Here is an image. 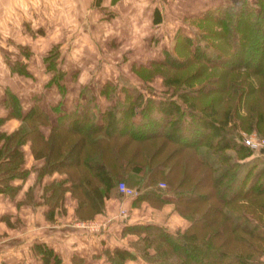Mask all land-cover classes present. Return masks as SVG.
I'll return each instance as SVG.
<instances>
[{"label": "trees", "instance_id": "16d2710c", "mask_svg": "<svg viewBox=\"0 0 264 264\" xmlns=\"http://www.w3.org/2000/svg\"><path fill=\"white\" fill-rule=\"evenodd\" d=\"M185 21L193 33L178 28L163 56L133 62L138 85L103 82L99 90L112 100L103 109L90 95L69 109L54 105L59 114L52 123L38 98L24 108L7 86L0 125L10 117L21 123L0 128V192L15 195L12 180L25 175L22 147L30 142L34 156L45 159L41 174H66L45 188L58 196L70 190L79 218L102 211L124 180L155 204L172 200L189 219L175 231L155 223L125 226L139 235L135 251L105 248L111 264L139 256L149 264H264V152L257 148L245 161L253 150L242 135L251 129L264 135V0H225ZM44 60L54 72L49 82L64 93L59 48ZM12 71L31 75L20 60ZM157 75L164 91L157 92ZM43 125L51 127L48 136ZM162 180L166 187L158 185ZM35 250L42 264H64L44 243ZM72 259L85 264L77 254Z\"/></svg>", "mask_w": 264, "mask_h": 264}, {"label": "crops", "instance_id": "0c3cea01", "mask_svg": "<svg viewBox=\"0 0 264 264\" xmlns=\"http://www.w3.org/2000/svg\"><path fill=\"white\" fill-rule=\"evenodd\" d=\"M222 2L224 0H0V116L7 113L3 105L7 86L19 95L24 108L38 98L52 123L59 114L52 109L54 105L69 109L90 95L95 96L98 108L103 109L112 100L99 90L104 81L91 80L89 70L80 69L73 79L74 74L69 77L68 69L61 66L66 71L61 80L64 93L56 83L49 82L54 72L47 69L44 57L53 47L59 48L60 65L65 49L77 43L76 40L116 39L121 23H146L148 30L138 31V35L145 39L154 33L159 39V47H147L148 54L154 58L169 47L168 42L162 41H173L176 30L186 25V16ZM91 45L95 46L87 42L84 49ZM16 60L26 64L30 76L12 71ZM9 75L11 83L7 82ZM20 123V118L10 117L0 128L11 131ZM41 129L48 136L51 127L43 125ZM22 148L25 175L12 180L19 186L14 196L0 192V264H42L41 254L35 250L37 243L51 247L64 264H74V254L82 257L85 264H111L105 248L119 246L134 250L132 242L139 235L135 230L126 231L125 226L155 223L175 231L184 229L190 222L175 209L172 200L155 204L139 197L141 190L137 187L136 193L127 194L118 185L120 194L106 197L102 211L79 218L77 202L70 190L58 196L53 188H45L66 174L58 171L41 174L45 159L34 156L30 142ZM167 197L172 198L173 194ZM5 214L9 215L11 223L3 217ZM126 264L149 263L139 256L128 258Z\"/></svg>", "mask_w": 264, "mask_h": 264}, {"label": "rangeland", "instance_id": "374dc122", "mask_svg": "<svg viewBox=\"0 0 264 264\" xmlns=\"http://www.w3.org/2000/svg\"><path fill=\"white\" fill-rule=\"evenodd\" d=\"M148 28L149 25L146 23H141L140 25H135L134 23H121L119 25V34L116 39H96L93 42L80 39L76 40L77 43H75L74 45L70 44V48L65 49L66 52L62 56L63 58L60 66H64L68 69L69 77H71V74H74L73 79H75L76 75H79L80 69H87L92 73L91 80L94 81H106L108 79H113L131 85H133L134 83H140V77L132 70L133 62L137 64L148 63L153 56H150L148 54L149 52L147 47H159V39H156L154 33L150 35V37L145 39L142 36H139L140 33L138 31L148 30ZM191 28L192 27L187 23L186 25L184 24L183 29L185 31L193 33ZM134 30H136V32L133 35L132 33L134 32ZM87 42L94 43L95 46L91 45L87 50H85V44H87ZM162 42H168L170 46L173 41L163 40ZM161 56H163L162 53L160 55H156V57ZM1 65L2 63L0 61V69ZM113 73L115 74L113 75V78H111V75ZM11 75L8 76L9 78L7 77L8 83H11ZM11 77L15 78V76L13 75ZM39 79H41V77H39ZM161 79L162 77L160 75H157L154 79L156 80L155 82L157 85V92H161L167 89L166 86L163 85ZM242 135L243 138L249 135L261 136L259 134V131L256 129L242 130ZM249 146L252 148L253 153L247 156L245 160L247 162L253 160V158L256 157V153L258 150L251 145ZM231 153L234 155V152L231 151ZM160 182L161 181L158 182V185H160ZM166 186L167 184L162 187ZM0 235H2V233H0Z\"/></svg>", "mask_w": 264, "mask_h": 264}, {"label": "built area", "instance_id": "2783aa9c", "mask_svg": "<svg viewBox=\"0 0 264 264\" xmlns=\"http://www.w3.org/2000/svg\"><path fill=\"white\" fill-rule=\"evenodd\" d=\"M244 140L247 144L255 148L260 149L261 147H264V136L249 135L244 137ZM159 184L160 186L166 185L164 181H161ZM118 187L121 191L127 194H134L137 191L135 187L128 185L124 180L118 182ZM121 212L125 214L124 210Z\"/></svg>", "mask_w": 264, "mask_h": 264}, {"label": "water", "instance_id": "95a60500", "mask_svg": "<svg viewBox=\"0 0 264 264\" xmlns=\"http://www.w3.org/2000/svg\"><path fill=\"white\" fill-rule=\"evenodd\" d=\"M260 151H261V152H264V147H261V148H260Z\"/></svg>", "mask_w": 264, "mask_h": 264}]
</instances>
